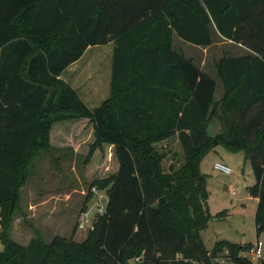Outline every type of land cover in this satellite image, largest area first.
I'll list each match as a JSON object with an SVG mask.
<instances>
[{"label":"trees","instance_id":"16d2710c","mask_svg":"<svg viewBox=\"0 0 264 264\" xmlns=\"http://www.w3.org/2000/svg\"><path fill=\"white\" fill-rule=\"evenodd\" d=\"M215 31L246 49L216 62L220 99L218 81L173 39L209 47ZM111 41L110 94L92 108L60 76L88 47ZM79 118L94 130L86 161L110 145L118 162L116 172L93 179L83 208L98 187L109 196L107 210L81 242L62 235L46 242L37 232L22 244L11 227L34 160L53 146L55 122ZM173 136L184 162L165 167L157 143ZM219 145L252 163L259 238L264 0H0V264H252V243L221 239L208 250L203 241L213 215L201 165Z\"/></svg>","mask_w":264,"mask_h":264},{"label":"rangeland","instance_id":"374dc122","mask_svg":"<svg viewBox=\"0 0 264 264\" xmlns=\"http://www.w3.org/2000/svg\"><path fill=\"white\" fill-rule=\"evenodd\" d=\"M213 35L214 43L209 47L188 43L176 33L173 39L178 51L193 58L218 81L216 98H220L224 87L216 70V62L224 56L243 54L246 49L225 40L216 31ZM112 51L113 42L91 46L77 64V75H70L80 87L81 96L92 108L98 107L109 97ZM94 139L93 125L88 118L53 124V146L49 151L39 152L30 177L22 188L21 207L15 213L11 227L12 237L16 241L27 244L37 232L46 242L56 235L74 236L79 242L87 237L89 231L78 228V219L84 211L90 184L94 178L109 176L118 168L110 145H106L104 150L98 149L93 158L86 161ZM157 146L167 153L165 167L171 164L178 167L184 162V151L178 136L159 142ZM202 162V170L208 174V207L213 215L208 227L202 230L206 248L211 250L221 239L243 244L256 242L258 200L250 192V187L256 183L251 161L244 152H231L219 145ZM216 162H222L234 171L231 174L221 172L214 167ZM89 207L94 210L93 204ZM259 238L264 241V233ZM218 264L225 263L218 261Z\"/></svg>","mask_w":264,"mask_h":264},{"label":"built area","instance_id":"2783aa9c","mask_svg":"<svg viewBox=\"0 0 264 264\" xmlns=\"http://www.w3.org/2000/svg\"><path fill=\"white\" fill-rule=\"evenodd\" d=\"M217 170L231 174L234 170L222 163V162H216L214 166ZM91 191L94 194V197L91 201L88 203V208L84 210L78 219V228L84 229V230H93L95 226V222L98 216L104 214L107 210V205L109 201V196L104 189H99L98 187H93ZM90 204H93L94 210L92 211L89 207ZM263 247H264V241L260 238L257 239L256 242L252 243L250 249L247 251V254L249 255L248 258L252 261V264H260L263 258ZM180 257V255H179ZM143 259V256H139L135 258L132 262L135 263H141ZM222 263L225 264H235L234 262H228L227 260L223 259ZM190 264H198L195 261L190 262Z\"/></svg>","mask_w":264,"mask_h":264},{"label":"crops","instance_id":"0c3cea01","mask_svg":"<svg viewBox=\"0 0 264 264\" xmlns=\"http://www.w3.org/2000/svg\"><path fill=\"white\" fill-rule=\"evenodd\" d=\"M112 42V41H111ZM102 45V44H101ZM91 47V46H90ZM90 47H88V49H90ZM87 49V50H88ZM113 49H114V42H113ZM87 50H86V52H87ZM85 52V53H86ZM113 52V51H112ZM85 53H84V55H85ZM84 55L78 60V61H76V62H74L73 64H71L63 73H62V75L60 76L61 78H63L65 81H67L68 83H70L71 85H72V87L73 88H75V89H77L78 90V92H79V90H80V87L76 84V82L74 81V80H72L71 79V76L73 77V76H76L77 75V69L78 68H76L77 67V64L79 63V61L84 57ZM113 57V56H112ZM72 74V75H71ZM71 75V76H70ZM218 87V86H217ZM79 94H80V92H79ZM80 96H81V94H80ZM221 96H222V91H221V95H220V98H221ZM82 97V96H81ZM220 98H216V99H220ZM82 99L84 100V98L82 97ZM85 101V100H84ZM86 102V101H85ZM87 103V102H86ZM88 104V103H87ZM214 129H216V128H218V126H217V124L216 123H214V127H213ZM203 163V162H202ZM201 168H202V165H201ZM203 171V170H202ZM205 173V172H204ZM207 174V173H206ZM208 175V174H207ZM257 200H258V198H257ZM243 244V243H242Z\"/></svg>","mask_w":264,"mask_h":264},{"label":"water","instance_id":"95a60500","mask_svg":"<svg viewBox=\"0 0 264 264\" xmlns=\"http://www.w3.org/2000/svg\"><path fill=\"white\" fill-rule=\"evenodd\" d=\"M217 126H218V128L220 127V125L217 123ZM218 128H216V129H218Z\"/></svg>","mask_w":264,"mask_h":264}]
</instances>
